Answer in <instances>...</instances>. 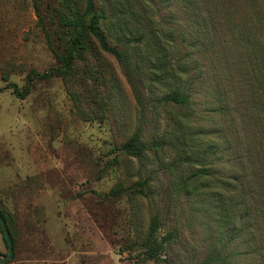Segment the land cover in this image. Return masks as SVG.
<instances>
[{"label":"rangeland","instance_id":"rangeland-1","mask_svg":"<svg viewBox=\"0 0 264 264\" xmlns=\"http://www.w3.org/2000/svg\"><path fill=\"white\" fill-rule=\"evenodd\" d=\"M87 1L0 0V87L59 66L61 10L88 17ZM95 8L120 56L90 35L74 77L0 91L9 264H264V0ZM155 216L171 237L143 259Z\"/></svg>","mask_w":264,"mask_h":264},{"label":"trees","instance_id":"trees-1","mask_svg":"<svg viewBox=\"0 0 264 264\" xmlns=\"http://www.w3.org/2000/svg\"><path fill=\"white\" fill-rule=\"evenodd\" d=\"M38 0H34L35 8L38 10L37 5ZM97 0H88L87 1V15L88 17H84L83 15L78 14L69 9H62L60 18L62 20L63 26L66 29L62 30V34L67 35L68 39L66 40V44L64 47L61 48L60 52H58L52 45L51 48L54 50V53L59 60L60 64L57 67H52L44 72H36L30 71L28 75V83L24 87H19L16 83L8 84L4 87H0V91L4 90L5 88H11L12 91L21 97H25L30 92V81L33 78H41L46 79L52 75H60L64 78H70L72 75L74 77V73L76 70V65L78 62L85 60L86 53L88 52L90 45V35H93L95 39L99 42L100 46L117 56H120L119 51L112 47L108 40L105 31L101 28V19L104 18L103 13H99L96 10ZM105 97V94H104ZM171 99L179 102L185 103L188 100V96L186 95H173ZM106 100V98H105ZM145 148V143L142 141L140 137V133L136 132L135 134L130 137L126 143L124 144L125 151L130 155L138 156L142 153ZM120 192V189L113 190V192ZM1 213L5 218L12 240H13V247H14V255L16 254V246H17V239L15 236L14 231L10 225L9 217L6 215L5 211L0 206ZM160 220L158 216H155L150 223L148 235L144 242V246L142 249L141 255H143V259H153L158 260L160 258V253L164 248V242L170 239L171 234L168 233L163 238L157 237V231L159 229ZM0 231L2 233L3 240L5 242V246L7 247V241L5 239L4 233L0 227ZM7 253V252H6ZM5 253V254H6ZM2 253L0 252V255ZM13 258L5 263L0 264H9ZM216 264V263H214Z\"/></svg>","mask_w":264,"mask_h":264},{"label":"water","instance_id":"water-1","mask_svg":"<svg viewBox=\"0 0 264 264\" xmlns=\"http://www.w3.org/2000/svg\"><path fill=\"white\" fill-rule=\"evenodd\" d=\"M0 227L4 233L5 239L7 241V253L4 255H0V263H5L13 258L14 255V247H13V240L7 225L5 218L3 217L1 210H0Z\"/></svg>","mask_w":264,"mask_h":264}]
</instances>
